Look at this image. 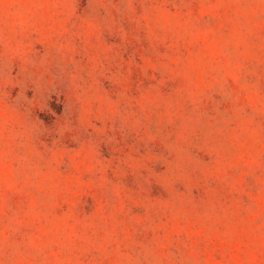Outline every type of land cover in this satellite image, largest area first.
Returning <instances> with one entry per match:
<instances>
[{
	"label": "rangeland",
	"instance_id": "obj_1",
	"mask_svg": "<svg viewBox=\"0 0 264 264\" xmlns=\"http://www.w3.org/2000/svg\"><path fill=\"white\" fill-rule=\"evenodd\" d=\"M0 264H264V0H0Z\"/></svg>",
	"mask_w": 264,
	"mask_h": 264
}]
</instances>
